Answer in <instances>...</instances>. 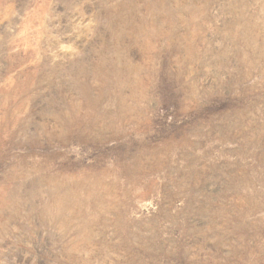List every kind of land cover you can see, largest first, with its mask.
I'll use <instances>...</instances> for the list:
<instances>
[{"label":"rangeland","instance_id":"374dc122","mask_svg":"<svg viewBox=\"0 0 264 264\" xmlns=\"http://www.w3.org/2000/svg\"><path fill=\"white\" fill-rule=\"evenodd\" d=\"M0 264H264V0H0Z\"/></svg>","mask_w":264,"mask_h":264}]
</instances>
